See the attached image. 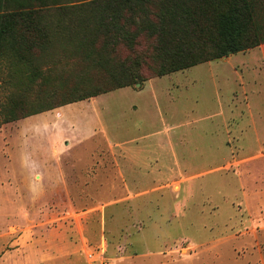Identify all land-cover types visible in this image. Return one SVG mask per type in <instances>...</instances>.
Wrapping results in <instances>:
<instances>
[{
	"label": "rangeland",
	"instance_id": "1",
	"mask_svg": "<svg viewBox=\"0 0 264 264\" xmlns=\"http://www.w3.org/2000/svg\"><path fill=\"white\" fill-rule=\"evenodd\" d=\"M154 68L0 126V264H264V42Z\"/></svg>",
	"mask_w": 264,
	"mask_h": 264
},
{
	"label": "trees",
	"instance_id": "2",
	"mask_svg": "<svg viewBox=\"0 0 264 264\" xmlns=\"http://www.w3.org/2000/svg\"><path fill=\"white\" fill-rule=\"evenodd\" d=\"M258 6L264 0H0V126L142 90L151 62L152 77H164L256 48L264 42ZM209 19L214 50L198 47Z\"/></svg>",
	"mask_w": 264,
	"mask_h": 264
},
{
	"label": "crops",
	"instance_id": "3",
	"mask_svg": "<svg viewBox=\"0 0 264 264\" xmlns=\"http://www.w3.org/2000/svg\"><path fill=\"white\" fill-rule=\"evenodd\" d=\"M147 84H148V83L145 84V87H144L142 90H137V91H136V90H133V92H136V94H139V93H141V92H144V91L146 90ZM131 109H132L133 112H136V111H138V106L135 105V104H133V105L131 106Z\"/></svg>",
	"mask_w": 264,
	"mask_h": 264
}]
</instances>
